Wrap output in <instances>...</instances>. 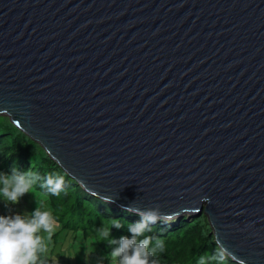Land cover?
<instances>
[{
	"label": "water",
	"instance_id": "1",
	"mask_svg": "<svg viewBox=\"0 0 264 264\" xmlns=\"http://www.w3.org/2000/svg\"><path fill=\"white\" fill-rule=\"evenodd\" d=\"M0 116L89 194L264 264V0H0Z\"/></svg>",
	"mask_w": 264,
	"mask_h": 264
},
{
	"label": "trees",
	"instance_id": "2",
	"mask_svg": "<svg viewBox=\"0 0 264 264\" xmlns=\"http://www.w3.org/2000/svg\"><path fill=\"white\" fill-rule=\"evenodd\" d=\"M0 170L49 194L63 227L75 238H94L118 264H239L219 248L205 215L168 222L109 207L6 116H0Z\"/></svg>",
	"mask_w": 264,
	"mask_h": 264
},
{
	"label": "rangeland",
	"instance_id": "3",
	"mask_svg": "<svg viewBox=\"0 0 264 264\" xmlns=\"http://www.w3.org/2000/svg\"><path fill=\"white\" fill-rule=\"evenodd\" d=\"M37 190L0 170V238L10 251L0 245V264H118L94 238L64 228L54 216L61 208Z\"/></svg>",
	"mask_w": 264,
	"mask_h": 264
},
{
	"label": "clouds",
	"instance_id": "4",
	"mask_svg": "<svg viewBox=\"0 0 264 264\" xmlns=\"http://www.w3.org/2000/svg\"><path fill=\"white\" fill-rule=\"evenodd\" d=\"M17 127V126H16ZM74 180V179H73ZM74 181H76V180H74ZM77 182V181H76ZM78 184H79V182H77ZM80 185V184H79ZM81 186V185H80ZM82 187V186H81ZM88 193V192H87ZM89 194V193H88ZM90 196H93V197H96V198H98V199H100V200H102V201H104L105 203H107V204H109L111 207H113V208H118V209H121L120 207H118V206H115V205H113V203L111 204L109 201H107V200H104V199H102V198H99V197H97V196H94V195H91V194H89ZM121 210H123V209H121ZM124 211H127V210H124ZM136 214V213H135ZM137 215H140V214H137ZM187 215H191V214H187ZM140 216H143V217H145V218H153V217H150V216H144V215H140ZM185 216V215H184ZM181 218H183V216L182 217H178V218H174L175 220H177V219H181ZM153 219H156V218H153ZM174 219H171V220H164V219H156V220H162V221H168V222H174L173 220ZM0 245H3L4 246V248L6 249V252H10L9 250H8V244L7 243H3L2 242V240H1V238H0ZM0 249L1 250H3L1 247H0ZM10 255L11 256H13V254L12 253H10ZM227 256V255H226ZM238 263V262H237ZM240 264V263H239Z\"/></svg>",
	"mask_w": 264,
	"mask_h": 264
}]
</instances>
